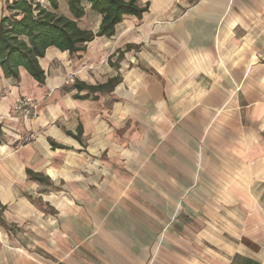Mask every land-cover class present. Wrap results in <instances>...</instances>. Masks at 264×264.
Segmentation results:
<instances>
[{
    "label": "crops",
    "instance_id": "1",
    "mask_svg": "<svg viewBox=\"0 0 264 264\" xmlns=\"http://www.w3.org/2000/svg\"><path fill=\"white\" fill-rule=\"evenodd\" d=\"M148 1L80 57L48 48L44 84L0 78V226L32 235L0 264H264V0Z\"/></svg>",
    "mask_w": 264,
    "mask_h": 264
},
{
    "label": "trees",
    "instance_id": "2",
    "mask_svg": "<svg viewBox=\"0 0 264 264\" xmlns=\"http://www.w3.org/2000/svg\"><path fill=\"white\" fill-rule=\"evenodd\" d=\"M68 14L60 10L59 0H6L0 13V78L19 80L20 69L30 75L39 85L44 84L46 74L40 64L48 48L56 47L69 56L80 57L87 43L95 37L114 35L116 27L126 15L141 18L149 11V1L141 0H66ZM86 4L100 15L99 28L93 31L79 21L85 16ZM120 77L107 79L103 84H85L75 79L72 87L77 89L74 97L88 99L90 93L111 91ZM86 90V94H80ZM91 98H97L92 95ZM71 136H77L68 132ZM2 129L0 125V142ZM52 149L71 148L49 139ZM29 176L38 174L26 169Z\"/></svg>",
    "mask_w": 264,
    "mask_h": 264
},
{
    "label": "rangeland",
    "instance_id": "3",
    "mask_svg": "<svg viewBox=\"0 0 264 264\" xmlns=\"http://www.w3.org/2000/svg\"><path fill=\"white\" fill-rule=\"evenodd\" d=\"M60 6L64 4V0H59ZM66 5V3H65ZM61 11H63L62 8H60ZM64 12V11H63ZM80 25H84L83 22L80 23ZM30 134L22 138V142H25L27 139H29ZM57 188L60 186L57 185ZM29 191V190H27ZM24 193V191H23ZM33 195V194H32ZM36 198V196L34 197ZM45 205L41 204V208L43 209ZM45 210L47 209L44 207ZM1 215V212H0ZM30 223V219H28L27 222L23 223L21 226L16 227L13 224L11 226L7 227H1L0 226V250L1 247H9L11 250L13 249H31L32 248V235H30L31 229L28 226Z\"/></svg>",
    "mask_w": 264,
    "mask_h": 264
},
{
    "label": "built area",
    "instance_id": "4",
    "mask_svg": "<svg viewBox=\"0 0 264 264\" xmlns=\"http://www.w3.org/2000/svg\"><path fill=\"white\" fill-rule=\"evenodd\" d=\"M12 107L22 116H29L30 114L35 115L37 113L38 108L35 101L26 95L18 96L12 104Z\"/></svg>",
    "mask_w": 264,
    "mask_h": 264
}]
</instances>
